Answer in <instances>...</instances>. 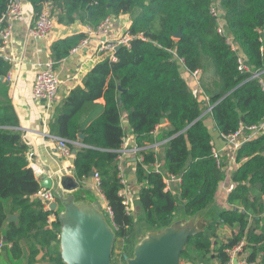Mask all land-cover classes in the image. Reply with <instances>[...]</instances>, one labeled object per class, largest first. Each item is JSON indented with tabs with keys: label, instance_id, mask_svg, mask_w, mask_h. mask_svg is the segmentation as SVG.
<instances>
[{
	"label": "trees",
	"instance_id": "1",
	"mask_svg": "<svg viewBox=\"0 0 264 264\" xmlns=\"http://www.w3.org/2000/svg\"><path fill=\"white\" fill-rule=\"evenodd\" d=\"M8 1L0 0V17ZM215 1L23 0L37 17L45 3L52 4L56 23L65 27L78 23L97 27L108 17L132 19L125 33L135 38L116 52V62L103 59L82 85L70 90L56 105L50 126L53 136L69 140L72 152L76 150L79 181L91 179L93 170L99 173L116 229L112 259L120 251L124 264L143 228L167 227L182 214L209 210L216 200L225 174L213 157L214 133L208 118L219 136L233 135L242 126L264 119V92L255 77L259 73L264 79V0H218L226 36L218 33V20L211 13ZM179 28L183 37L177 40ZM85 37L83 32L56 42L53 58L69 56ZM228 38L242 48L248 71L239 70V56ZM179 59L190 71H200L202 92H195L184 80L185 67ZM10 70V63L0 57V78L6 79ZM0 86V243L6 242L5 264H11L10 257L35 264L40 252L52 257L54 264H63L54 249L60 242V223L57 218L48 223L52 212L36 196L42 187L26 158L24 132L7 99L8 86L1 81ZM124 115L138 147L161 144L163 148L161 157L153 148L140 153L139 220L126 214L120 196L124 186L118 158L126 138ZM163 119L168 124L160 126ZM162 161L157 172L155 164ZM236 162L232 176L236 187L227 200L230 208L218 212L207 233L189 240L182 260L194 264L215 258L228 264L227 251L245 241L247 262L259 263L260 258L264 264V136L245 143ZM166 174L182 178L177 194L165 192ZM14 215L18 221L9 220ZM220 229L233 231L227 244L220 241ZM24 242L30 245L29 254L22 248Z\"/></svg>",
	"mask_w": 264,
	"mask_h": 264
},
{
	"label": "crops",
	"instance_id": "2",
	"mask_svg": "<svg viewBox=\"0 0 264 264\" xmlns=\"http://www.w3.org/2000/svg\"><path fill=\"white\" fill-rule=\"evenodd\" d=\"M36 19L37 16L32 7L24 3V14L16 20L13 37L7 49V56L10 58L9 63L11 65L8 77L10 76L11 81L6 78V82H2L9 88L7 99L10 100L13 110L18 117L20 129L24 132V139L28 151L31 150L35 154L32 159L28 158L29 165L34 170L35 174L39 170L51 169L54 173H60L62 176L75 178L76 183H74V181H67V183L75 186L79 184L83 190L93 194L97 199L100 198V203L104 204L103 197L95 192L91 179L82 182L76 177L74 167L75 155L73 154L68 158L63 157L58 152L56 144L48 139L47 136H53L50 126L55 117L56 105L68 95L70 90L82 85L88 73L96 64L108 58L109 54L107 55L105 53L102 55L92 50V48H85L79 53H70L67 57L55 60L52 50L54 44L72 37L75 34L85 33V26L78 23L71 27H65L56 23L55 30L47 38L35 40L32 38L30 30L35 26ZM121 26L122 22L117 20L115 34L121 35L119 33V28ZM51 61L55 64V70L61 82L58 98L53 108H49L48 104L44 101H35L32 97V88L36 75ZM187 82H189L192 90L199 93V91L191 85V79L187 80ZM0 99H3L1 95ZM99 103L102 105L105 104L104 100H100ZM204 114V116H206L209 113L205 112ZM122 124L126 132V138L122 149L119 151L121 157V162H119V164L121 168L123 166L121 170L122 174L125 168V171L128 172L126 181L129 192L135 195L136 204L137 195L140 190V185L137 183L136 179V165L141 156L136 153L138 145L129 126L127 115L123 116ZM208 125L214 133V144L217 149L222 152L223 158L225 156L231 157V151L228 149L226 150L225 141L218 135L211 118H208ZM161 165H164V161L161 162ZM225 165L227 166L228 175L226 176L225 183H221L220 185L217 198L210 208V213H212L211 209L218 210L217 207H222L219 211L228 209L229 204L227 200L229 194L236 187V184L232 180V176L238 166L234 162L226 163V161ZM229 175L230 177H228ZM106 203L105 201V204ZM54 215L52 223L57 218L56 214ZM14 216L18 217V215ZM229 231L230 230H226V232ZM257 232L260 233V230ZM258 262L262 264L260 258Z\"/></svg>",
	"mask_w": 264,
	"mask_h": 264
},
{
	"label": "built area",
	"instance_id": "3",
	"mask_svg": "<svg viewBox=\"0 0 264 264\" xmlns=\"http://www.w3.org/2000/svg\"><path fill=\"white\" fill-rule=\"evenodd\" d=\"M53 6L50 3H45L41 13L38 15L36 19L35 26L30 30V34L35 40H42L47 38L56 28V20L52 15ZM212 15L218 20V28L217 31L220 35L226 36L224 23L221 18V11L216 7L211 9ZM24 14V2L23 0H9L7 9L4 14L0 17V57H2L5 61H10V58L7 56V49L11 42L14 33V26L16 20L19 19ZM117 20L114 17L106 18L99 26H85V34L86 37L72 50V54L79 53L85 48H92L99 54H109V60L116 62V52L117 49L123 45H128L135 38L130 34H115ZM140 39H143L141 36ZM227 43L230 45L232 50L236 52L239 56V70L241 72L248 71V67L245 64V58L243 55V50L238 43H236L232 38L227 39ZM181 64L185 67V72L183 74V78L185 81L191 79V85L197 89V91L202 92L200 71H190L186 68L185 63L182 59H179ZM256 78L260 79V84L262 86L264 92V79L261 78V74H256ZM9 81H11L10 76L7 77ZM60 78L55 70V64L53 61L48 62L43 70H41L37 75L33 83L32 88V97L35 101H44L48 104L49 108H53L59 94L60 90ZM207 101H209V97H206ZM212 108V107H211ZM210 108V111H211ZM264 136V119L261 123L253 126H242L238 132L230 136L221 135V139L225 141L226 150L231 151V160L235 164L237 151L247 142L256 140L260 137ZM52 142H54L57 146L58 152L65 158L71 157L73 155L72 150L69 147V140L55 137V136H47ZM161 144H155L146 147H138L136 149V153L140 155L141 152L148 150L149 148H153L158 151V148ZM213 145V157L217 162V165L225 174V178L222 181V184L226 181V175L228 174V170L226 169L225 162H223V154L217 149L216 145ZM77 146H82L81 144H77ZM34 152L31 150H27L26 158L28 160L34 157ZM122 156V155H121ZM141 156V155H140ZM119 162H121V157L118 158ZM143 158L141 156L140 161ZM238 166V164H237ZM120 171L122 170L121 165L119 164ZM162 168L161 163L155 164V170L160 172ZM238 168V167H237ZM237 170V169H236ZM121 183L124 188L120 191V196L123 200V205L126 210V214L129 217H136V205H135V195L131 194L128 189L127 181L124 176L120 174ZM87 179H83L86 181ZM93 188L97 194L103 197L104 204L101 203L102 208L104 209L106 215L109 219L112 220L113 213L108 204H105V197L103 196L100 184L101 178L99 173H97L92 177ZM163 182L165 184V192H172L173 194H177L179 192V187L182 184V178L180 176H176L174 174H166L164 176ZM221 185V184H220ZM232 192V191H231ZM43 203L44 209L47 211H51V205L57 203L58 201L54 197L51 190L41 189L36 195ZM138 197V195H137ZM139 198V197H138ZM137 198V199H138ZM230 208V206H229ZM55 213L52 212V215L48 219V223H52V218L55 216ZM247 243L242 241L238 246L234 247L227 251L230 256V262L228 264H234L235 261L238 264H259V263H248L245 258L244 248ZM3 242L0 243V250L3 248ZM12 245L10 244L9 247ZM189 264V263H188Z\"/></svg>",
	"mask_w": 264,
	"mask_h": 264
},
{
	"label": "water",
	"instance_id": "4",
	"mask_svg": "<svg viewBox=\"0 0 264 264\" xmlns=\"http://www.w3.org/2000/svg\"><path fill=\"white\" fill-rule=\"evenodd\" d=\"M174 37L178 40L183 37L181 28ZM0 81L4 82L5 78H0ZM167 124L163 119L160 126ZM84 138L80 136L81 140ZM73 154H76V150ZM95 174L96 170H93L91 176ZM35 175L42 189L51 190L58 201L51 205V211L60 223L57 251L63 264H113L116 229L100 201L79 184L67 183H76L75 178L54 173L51 169L39 170ZM216 218L209 209L193 216L182 214L164 228H143L136 235L133 255L125 256L126 264H183L182 254L188 250L189 240L207 233ZM9 220L18 221V217L10 216Z\"/></svg>",
	"mask_w": 264,
	"mask_h": 264
},
{
	"label": "rangeland",
	"instance_id": "5",
	"mask_svg": "<svg viewBox=\"0 0 264 264\" xmlns=\"http://www.w3.org/2000/svg\"><path fill=\"white\" fill-rule=\"evenodd\" d=\"M215 6L214 5H212V7H216L217 9H219L217 6H219V1L218 0H216L215 2ZM220 10V9H219ZM120 21L122 22V26L119 28V33L122 35V34H124L125 33V31L127 30V28L131 25V22H132V19L131 18H129V16H123V17H121L120 18ZM178 40V39H177ZM209 113L210 112V109L208 110V111H206V113ZM158 154L160 155V157H161V154L163 155V148H158ZM226 161V163H230V162H232V160H231V157H228V156H225L224 158H223V162H225ZM122 169H123V166H122ZM125 170H126V168H125ZM124 170V173L122 174L121 173V175H123L124 176V178H125V180H127V171H125ZM123 172V171H122ZM228 175V174H227ZM226 175V176H227ZM228 177H230V175L228 176ZM227 178V177H226ZM98 200L99 201H101L100 200V198H98ZM136 206H137V210H136V217H135V219L136 220H139V217L141 216L140 214H139V207H138V199L136 200V204H135ZM229 206V205H228ZM218 208V210H216V209H211L212 211V214L214 215V216H217L218 215V212H219V210L220 209H222V207H217ZM229 208V207H228ZM235 232L237 233V230H235ZM218 236H219V238H220V241L221 242H223L224 244H227V242L229 241V239L233 236V231H229V232H226V230H224V229H220L219 231H218ZM1 242H3V244H4V246H5V244H6V242H5V240H2ZM22 245V248L24 249V252H26V254H29V251H30V245L28 244V243H23V244H21ZM57 245L58 244H56L55 246H54V249L55 250H57ZM9 248H11V247H9ZM53 257H56V255L55 254H53ZM39 259H38V261L35 263V264H54V262H53V260H52V257H50V256H46V255H44L43 253H41L40 252V254H39V257H38ZM245 258H247V255H245ZM113 262H115L116 264H124L123 263V261L121 260V252L120 251H117L116 253H115V256L113 257ZM6 261H7V259H6V256L5 255H3L2 254V249L0 250V264H5L6 263ZM10 263L11 264H28L27 262H25V261H21L20 259H16V258H13V257H10ZM183 264H187L188 263V260H183V262H182ZM194 264H220V262L217 260V259H215V258H212L211 260L209 259V260H207V261H204L203 263H201V262H193Z\"/></svg>",
	"mask_w": 264,
	"mask_h": 264
}]
</instances>
